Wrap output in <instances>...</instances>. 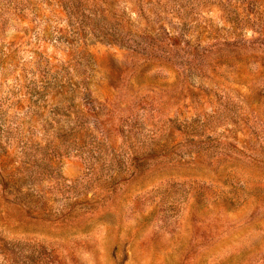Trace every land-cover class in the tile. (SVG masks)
<instances>
[{
  "label": "rangeland",
  "instance_id": "1",
  "mask_svg": "<svg viewBox=\"0 0 264 264\" xmlns=\"http://www.w3.org/2000/svg\"><path fill=\"white\" fill-rule=\"evenodd\" d=\"M0 264H264V0H0Z\"/></svg>",
  "mask_w": 264,
  "mask_h": 264
}]
</instances>
